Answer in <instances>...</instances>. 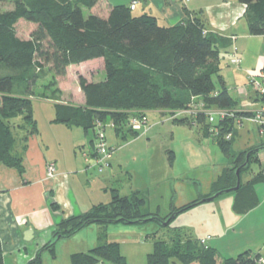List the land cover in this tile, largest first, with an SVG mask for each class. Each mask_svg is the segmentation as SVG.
Masks as SVG:
<instances>
[{
  "label": "trees",
  "instance_id": "1",
  "mask_svg": "<svg viewBox=\"0 0 264 264\" xmlns=\"http://www.w3.org/2000/svg\"><path fill=\"white\" fill-rule=\"evenodd\" d=\"M6 1L0 0V162L9 167L22 170L21 158L14 154L17 133L22 131V139H27L39 131L32 106L39 80L37 70L48 69L54 77L65 78L70 66L103 59V81L90 82L84 77L80 78L79 85L85 96L84 107L61 104L54 95H44L42 98L58 102L55 106V123L82 127L85 132H96L98 122L105 125V129L111 123L124 140L129 134L139 136V132L129 126L134 116L147 117L148 112L158 110L186 109L197 98L210 109L233 111L236 107V101L219 76V38L207 33L206 22L199 16L172 27H162L154 17L133 16L131 8L126 5L111 7L107 17L92 13L86 16L85 9L92 11L104 0H13V9L4 11ZM239 1L248 8L246 18L251 35L264 36V0ZM21 22L36 27L27 39L18 33ZM237 115L247 117L251 114L239 112ZM197 118L199 125L208 121L203 113ZM188 119L191 118L175 119V122L195 123ZM213 127L208 121L202 133L207 137L215 135L228 159V166L206 196L212 197L235 187L238 180L236 171L251 154L248 167L241 171V188L235 192L238 194L235 210L242 212L243 206L256 205L254 187L264 182V169L247 186L242 182L243 174L250 170L253 161L261 166L258 151H233L232 138L227 139V136L233 135L236 129L234 118H226L215 124L218 134L213 133ZM91 144L95 145V139ZM259 150H264V144L259 146ZM147 204L146 197L140 191L123 196L118 189H112L111 203L98 204L62 221L54 232V239L42 248L30 264H43L42 254L49 251L53 255L59 239L71 238L94 224L103 227L134 225L143 224L140 223L142 220H147L145 223H162L161 218L149 212ZM202 204L194 201L183 208H174L169 219L175 217L168 227L179 215ZM177 262L261 264V255L243 252L236 257L226 258L217 249L202 245L200 239L177 234L169 241L157 240L145 264ZM105 263L126 264L118 244L107 243L89 252L72 255V264ZM0 264H4L1 241Z\"/></svg>",
  "mask_w": 264,
  "mask_h": 264
},
{
  "label": "rangeland",
  "instance_id": "2",
  "mask_svg": "<svg viewBox=\"0 0 264 264\" xmlns=\"http://www.w3.org/2000/svg\"><path fill=\"white\" fill-rule=\"evenodd\" d=\"M132 1L104 0L102 6L94 11L95 14H105L110 5L122 4L130 7ZM13 6V0H7L3 5V10H11ZM85 14L89 16L91 11L85 9ZM35 29V26L25 22L18 25L19 35L26 39ZM104 70L103 61L98 60L70 66L65 78L54 77L48 69L35 71L39 74V80L32 98V106L38 129L46 130L56 125L53 122L50 123V120L54 121L56 118L55 104L42 98L44 95L47 97L54 95L60 101L68 102L76 108L84 107L85 103L79 85L80 78L99 81L104 77ZM201 104V101H193L194 106ZM174 111L148 112V125L139 131L137 138L133 134H129L125 140L118 138L115 128L110 124L107 125L105 129L107 142L111 146H120L123 149L120 156L122 161L116 159L119 154H115L112 160L113 170L119 174V181L116 182L117 188L128 192L130 177L127 172L132 175L136 174L135 177H139L140 181L143 180L147 186L148 192L141 193L148 201L147 206L163 222L119 224L107 227L94 224L96 229L100 228L95 240L98 245L92 248L107 243L118 244L120 253L126 259V264H145L148 255L154 251V244L157 240L169 241L171 237L174 238L180 234L181 237H191L197 240L207 236L213 237L216 240L211 239L208 246L217 249L226 258L236 257L243 252H251L255 256L262 248L261 253L264 256V182L254 187L256 205L253 206L254 203H252L248 208L243 206L242 212L235 210V203L238 200L237 193L225 194L215 201L207 202L210 196L206 195L210 194L212 184L218 180L219 175L228 166V159L215 135L208 137L203 135L202 130L206 128L207 120L203 125H199L198 118L188 119L189 122L195 121L193 124H179L172 119L171 113ZM18 121H21L20 118ZM248 122L245 121L244 129L240 130V136L234 138L232 145L234 151L246 149L255 137H262L264 140V136L260 135L258 129L249 130ZM236 129L239 128L236 126ZM90 134L93 135L94 130H91ZM128 142L129 144L126 145ZM130 142L133 143L130 144ZM255 150L258 151V158L261 161L262 150H259V147ZM172 154L173 162L171 161ZM109 169L101 173L105 175ZM262 169H264L263 162L260 166L259 163L253 161L250 170L242 176L243 185L247 186ZM108 192L109 196H104V201H99L98 204L111 203L112 192L110 190ZM194 201L203 202V204L179 215L169 227L163 225L169 220L173 206L180 209ZM230 224L234 227L233 236L225 240L220 239L221 234L215 233L214 229L218 225L228 226ZM89 231L91 230L84 233H89ZM81 237L77 234L73 238L62 239L60 245L55 247L53 255L49 251L44 252L42 263L72 264V255L81 253V245H83L82 241L79 242ZM88 244L86 243L87 246L83 253L89 252ZM259 246L260 249H256ZM177 264L181 263L177 262Z\"/></svg>",
  "mask_w": 264,
  "mask_h": 264
},
{
  "label": "crops",
  "instance_id": "3",
  "mask_svg": "<svg viewBox=\"0 0 264 264\" xmlns=\"http://www.w3.org/2000/svg\"><path fill=\"white\" fill-rule=\"evenodd\" d=\"M102 4L103 1L91 13L95 14L94 10ZM113 6L116 5H110L105 14L97 15L107 17ZM130 8L133 16L154 17L162 27H172L196 16L203 18L207 25V33L219 38L217 45L221 54L219 76L236 101L233 111L249 113L251 115L246 118L250 119L255 112L264 109V97L253 85L254 80L260 81L264 88V36L251 35L246 18L248 8L245 4L239 0H133ZM235 57L241 62L235 63L233 61ZM98 60L104 63L103 59L93 61ZM104 79L105 72L103 79L90 82H100ZM215 80L220 88L218 79ZM81 93L85 103V96L82 91ZM195 100L202 102L199 98ZM46 101L54 103L55 106L58 103L52 100ZM59 103L72 105L62 101ZM157 112L164 113L167 110ZM54 113H56L55 107ZM245 121H249V130L258 129L260 135L264 136V128L250 120ZM245 121L242 125L236 122L239 129H235L232 135V145L234 138H238L240 130L244 129ZM52 122L55 123L50 120L51 124ZM55 124L46 130L39 129L38 133L27 139H22L24 136L22 131L17 133L18 141L14 154L21 158L22 170L0 162V241L4 264H30L42 248L53 240L54 232L62 221L98 205L99 201H104V196H109V190L112 192V189H118L123 196H130L138 191L148 192L143 180L140 181L139 177H135L136 174L132 175L129 172H127L130 177L128 192L117 188L119 174L113 170L112 161L109 174L104 175L98 170L95 164L94 146L91 144L96 132L92 135L90 131L85 132L82 127ZM109 124L112 126L111 123ZM117 137L121 138L118 134ZM128 144L129 142L126 145ZM262 144H264L263 138L255 137L246 149L233 151L240 153L256 149ZM108 145L115 149L112 160L115 154H119L116 159L122 161L120 156L123 149L120 146H111L109 142ZM263 154L264 150L260 153L261 162L264 163ZM50 163L56 164V173L53 177L48 173ZM148 208L151 212L150 207ZM174 208L176 207L173 206L172 209ZM93 227L91 225L77 233L82 236L79 240L83 242L81 253L85 251L86 243H89V251L98 245L95 240L100 227L98 229ZM233 228L232 224L218 225L214 231L218 235L221 234L220 239L225 240L233 236ZM87 230L91 231L84 233ZM212 240L216 239L212 237ZM61 241L62 239L57 241L56 248ZM256 249H260V246ZM262 249L258 254L261 255V261H264Z\"/></svg>",
  "mask_w": 264,
  "mask_h": 264
},
{
  "label": "built area",
  "instance_id": "4",
  "mask_svg": "<svg viewBox=\"0 0 264 264\" xmlns=\"http://www.w3.org/2000/svg\"><path fill=\"white\" fill-rule=\"evenodd\" d=\"M136 4V2L134 3ZM235 63H240L241 60L237 57L233 59ZM253 85L255 88L259 91L260 95L264 97V88L262 86V83L260 81H253ZM203 113L209 123L213 125V133L218 134V128L215 127V124H217L220 121L225 120L226 118H234L237 124L242 125L243 121L250 120L253 123L257 124L262 129L264 128V109L255 112V114L249 119L245 116H239L237 115V111H228L223 109H216L212 110L208 108L204 103H202L199 106H194L193 104L186 108L181 110H176L173 113H171L172 119H182V118H197L199 114ZM148 125V119L146 116H134L130 120L129 126L134 131H142L143 128ZM107 128V127H106ZM96 138H95V145H94V156H95V164L98 167V170L100 172L104 171L105 169H108L111 167V161L113 159V154L115 152V149H112L108 146L107 143V137L105 135V125L102 123H97L96 126ZM232 135H228L227 139H231ZM48 173L50 177H53L56 173V164L50 163L48 166ZM212 239L211 236L204 237L200 239V243L204 246H208V242ZM261 264H264V261H261Z\"/></svg>",
  "mask_w": 264,
  "mask_h": 264
},
{
  "label": "water",
  "instance_id": "5",
  "mask_svg": "<svg viewBox=\"0 0 264 264\" xmlns=\"http://www.w3.org/2000/svg\"><path fill=\"white\" fill-rule=\"evenodd\" d=\"M250 155H251V154H248L246 163H245L244 165H242V166H241L239 169H237V171H236V175H237V179H238V180H237V185H236L235 187L231 188V189H228V190H225V191H221V192L215 194L214 196L208 198V199H207V202L213 201L214 199H216V198H218V197H220V196H222V195H225V194L235 193V192H237V191L241 188V177H240V175H241V171H242L243 169H246V168L248 167V165H249V157H250ZM174 217H175V216H173L171 219H173ZM171 219H169L168 221L164 222L163 225H164V226H168L169 223H170V221H171ZM150 220H151V219H150ZM146 221H147V220H142V221H140V223H145Z\"/></svg>",
  "mask_w": 264,
  "mask_h": 264
}]
</instances>
